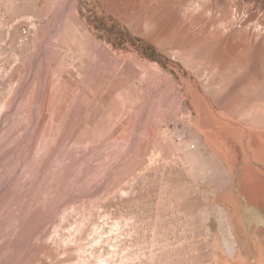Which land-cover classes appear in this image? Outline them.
<instances>
[{
    "label": "rangeland",
    "instance_id": "1",
    "mask_svg": "<svg viewBox=\"0 0 264 264\" xmlns=\"http://www.w3.org/2000/svg\"><path fill=\"white\" fill-rule=\"evenodd\" d=\"M261 208L264 0H0V264H264Z\"/></svg>",
    "mask_w": 264,
    "mask_h": 264
},
{
    "label": "crops",
    "instance_id": "2",
    "mask_svg": "<svg viewBox=\"0 0 264 264\" xmlns=\"http://www.w3.org/2000/svg\"><path fill=\"white\" fill-rule=\"evenodd\" d=\"M261 210H262L261 212H263V213H264V209H262V208H261Z\"/></svg>",
    "mask_w": 264,
    "mask_h": 264
},
{
    "label": "bare ground",
    "instance_id": "3",
    "mask_svg": "<svg viewBox=\"0 0 264 264\" xmlns=\"http://www.w3.org/2000/svg\"><path fill=\"white\" fill-rule=\"evenodd\" d=\"M260 94V93H259Z\"/></svg>",
    "mask_w": 264,
    "mask_h": 264
}]
</instances>
